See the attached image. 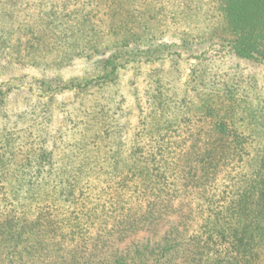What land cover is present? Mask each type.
<instances>
[{"label":"trees","instance_id":"16d2710c","mask_svg":"<svg viewBox=\"0 0 264 264\" xmlns=\"http://www.w3.org/2000/svg\"><path fill=\"white\" fill-rule=\"evenodd\" d=\"M13 2L17 4L19 0ZM215 3L220 10L217 15L222 14L217 29L227 32V36L219 37V43L232 57L264 66L262 1L249 0L254 6L250 11H254L251 14L254 22L250 21L248 27L241 22L246 17L244 12L235 17L228 0ZM113 11L112 18L116 17ZM256 13L258 20L254 18ZM89 17L90 13L76 12L59 16L52 8L40 16L41 33L37 40L43 47H50L46 50L48 53L57 52L60 59L55 58L47 67L56 68L57 62L69 65L75 58L108 54L89 79L62 81L53 77L40 81L43 91H84L93 83L110 81L130 62L173 61L181 54L190 56L192 48L202 44L201 37L183 34L178 37V44L158 43L153 32L156 27L144 23L142 32L121 34L124 19L119 25L111 23L104 34ZM168 20L171 25L189 21L175 16ZM190 24L195 26L198 22L192 20ZM106 36L112 40L105 41ZM201 76L192 79L191 102L201 109L203 120L214 121L213 127L204 133L202 143L192 141L173 161V152L166 153V147L156 138L166 135L169 124H174L182 115L186 103L184 99L178 103L173 95L167 97L160 85L150 87L146 98L151 110L143 117L148 123L145 120L143 123L151 143L146 149L135 147L127 160L119 156L117 179L112 181L115 191L119 192L109 198L100 196L89 201L81 178L89 165L73 161L71 165L61 163L53 168L49 161L40 163L49 160L50 155L39 157L35 165L37 174L41 170L45 173L40 180H12L11 197L2 199L9 202L11 210L0 215V264H175V258L191 264L257 262L260 252L264 251V104L260 105L259 101L254 104L251 100L259 89L257 77L253 72L245 74L242 70L230 72L222 79ZM223 170L227 175L220 182L221 197L218 195L214 200L210 188ZM180 184L199 189L201 196L208 193L209 197H204L201 203L206 216L199 235L188 240L181 250L174 249V241L180 235L176 227L153 246L137 244L122 251L112 248L113 243L154 223L160 215L159 208L164 206L161 197L176 192ZM128 190L134 194L139 190L149 193L151 202L140 216L125 208L122 197ZM19 193L23 197H18L20 203H17ZM105 205H109L111 213H116V207L121 205L111 218L114 219L111 228L104 226L92 237L87 236L93 221L99 218L98 211H104ZM18 209L20 216L15 213ZM108 240L111 243L107 246Z\"/></svg>","mask_w":264,"mask_h":264},{"label":"rangeland","instance_id":"374dc122","mask_svg":"<svg viewBox=\"0 0 264 264\" xmlns=\"http://www.w3.org/2000/svg\"><path fill=\"white\" fill-rule=\"evenodd\" d=\"M215 1L19 0L16 4L13 0H0V94L3 95L0 99V215L11 210L9 202L2 199L11 197L9 187L12 180H40L45 173L41 170L37 174L35 165L39 157L47 155H50L49 160L40 163L49 161L53 163V168L61 163L71 165L73 161L89 165L81 175L89 201L100 196L109 198L119 192L115 191L112 183L118 175V172L115 173L119 164L117 159L121 156L127 160L126 157L135 147L139 146L142 150L151 143L144 125L148 119H143L151 110L146 98L150 87L160 85L167 97L173 95L178 103L183 99L186 103L183 116L179 113L176 122L169 124L166 135L160 137L162 141L156 138L161 146L166 147V153L173 152V161L192 141L200 145L204 133L214 124L213 120H203L201 109L191 102L192 79L202 78L201 75L222 79L235 70H242L245 74L253 72L259 89L251 100L254 104L259 101L263 105L264 66H254L232 57L227 48L219 43V37L227 36V32L217 29L222 14L217 15L220 10ZM228 1L235 17L240 11L244 12L246 17L241 20L244 27H248L250 21L254 22L251 20L254 11L250 13L254 6L249 4V0ZM261 1L264 11V0ZM51 8L59 16H64L66 12L90 13L89 19L104 34L111 23L119 25L120 20L124 19L121 34L142 32L144 23L156 27L153 32L158 43L178 44V37L183 34L201 37L199 42L202 44L196 49L192 48L190 56L181 54L173 61L130 62L120 68L117 76L110 81L93 83L84 91L56 89L45 92L39 86L40 81L53 77L62 81L69 78L89 79L108 56L75 58L69 65L67 62L64 65L57 62L56 68L47 67L55 58L60 61L57 52L48 53L46 50L50 47H43L37 40L41 33L39 18ZM113 10L116 17L112 18ZM255 15L254 18L258 20V13ZM173 16L189 21H176L171 25L168 19ZM192 20L198 24L193 26L190 24ZM104 39L110 41L112 37L106 36ZM226 175V170H223L210 188L214 200L220 196V182ZM206 196L208 193L201 196L200 190L189 184L185 187L180 184L176 192L161 197L164 201L161 205L164 206L159 208L160 215L154 223L140 227L121 242L113 243L112 248L122 251L137 244L149 243L153 246L171 228L176 227L180 235L174 241V249H183L188 240L202 232V219L206 212L201 203ZM18 197H23V194L17 196L16 202L20 203ZM149 198V193L144 194L142 190L135 194L128 190L122 197L126 201L125 208L128 207L136 216L145 211L146 205L151 202ZM118 207L115 209L117 212ZM109 208V205H105L104 211H98L99 218L93 221L87 236L92 237L104 226L111 228L114 221L111 218L117 212L111 213ZM17 211L16 215L20 216L21 211ZM110 243L108 240L107 246ZM173 263L191 264L182 258H175ZM253 264H264V251L260 252L259 260Z\"/></svg>","mask_w":264,"mask_h":264}]
</instances>
